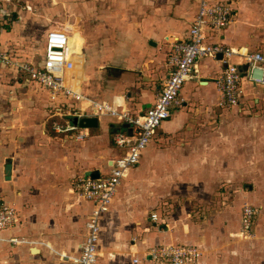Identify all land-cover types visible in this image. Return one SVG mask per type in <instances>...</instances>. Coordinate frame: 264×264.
Wrapping results in <instances>:
<instances>
[{"label":"crops","instance_id":"obj_1","mask_svg":"<svg viewBox=\"0 0 264 264\" xmlns=\"http://www.w3.org/2000/svg\"><path fill=\"white\" fill-rule=\"evenodd\" d=\"M106 1L120 5L116 0L101 4ZM134 1L144 14L131 20L132 32L123 37L130 45L111 52L115 65H100L94 56L99 50H90L89 39L88 54H83L76 37H70V46L80 53L77 68L82 92L137 114L155 101L169 75L172 44L188 37L201 0ZM225 1L231 2L236 14L226 28L208 30V39L264 53V0ZM17 8L21 9L14 4ZM22 9L29 11L23 10L20 16L17 11L14 16L31 18V7ZM6 27L1 33L2 48L30 60L18 30L11 24ZM233 60L243 62L238 56ZM197 69L183 86V105L174 108L159 127L102 216L97 264H153L146 252L162 243L198 246L202 250L199 264H264V85L244 79L240 104L228 108L219 104L216 79L224 69L220 57L200 58ZM16 88L30 93L29 97L10 96ZM26 99L34 110L38 105L50 106L51 120L59 117L52 116L45 90L14 67L0 65V107L12 106L0 111V117L13 122L6 127L18 126L19 133L27 123ZM80 104L86 107L88 101ZM90 117L98 118V126L80 127L79 132L87 134L81 139L56 133L49 119L44 136L33 139L23 133L15 146L10 133L0 131V198L13 203L18 212L17 222L0 233V264H73L71 258L81 251L93 203L73 192L71 178L78 173H107L112 160L123 152L113 141V132L128 130V124L112 114ZM0 124L4 128L3 121ZM35 143L40 160H52L55 166L47 163L31 177V170L26 174L17 158L22 148L26 151L27 144ZM9 161L10 175L5 173ZM245 204L261 206L250 238L241 235ZM13 236L28 240L13 245Z\"/></svg>","mask_w":264,"mask_h":264},{"label":"built area","instance_id":"obj_2","mask_svg":"<svg viewBox=\"0 0 264 264\" xmlns=\"http://www.w3.org/2000/svg\"><path fill=\"white\" fill-rule=\"evenodd\" d=\"M236 9L230 2L201 0L189 35L177 39L172 44L169 56L171 66L169 75L162 82L155 101L144 111L134 114L132 110L118 109L108 101L90 99L79 86V55L72 51L70 37L72 33L63 28H50L45 36L43 53L39 61L22 60L10 48H2L0 25V65L14 67L37 83L48 94L52 103L53 115L64 118L69 116H100L112 114L118 120L128 124V130H116L112 138L123 152L112 160L107 173L94 178L91 175L80 178L75 190L82 198L93 203V209L86 222V237L81 251L74 255L73 264H97L99 260V241L102 231L101 219L108 212L118 193L122 180L128 176L141 160L143 152L162 123L168 119L173 109L183 105L181 92L187 80L197 73V62L204 56L218 58L224 63V69L216 79L221 93L219 104L232 108L240 104L243 94L244 79L251 83L264 85V53L237 49L227 44L211 41L207 31L226 28L233 20ZM87 42L82 37L81 43ZM81 44V51L83 50ZM234 56L243 62H235ZM245 66V70L241 69ZM88 101L86 107L82 104ZM52 128L56 133H71L81 139L87 136L79 132L80 126L72 120L54 119ZM259 209L252 204H245L242 211L241 235L250 238L253 224ZM153 219L157 215L153 214ZM18 220L15 205L9 201H0V233L12 227ZM11 243L17 245L27 242L25 237L13 236ZM146 258L153 264H199L202 250L196 245L156 244L149 247ZM134 262H139L138 258Z\"/></svg>","mask_w":264,"mask_h":264},{"label":"rangeland","instance_id":"obj_3","mask_svg":"<svg viewBox=\"0 0 264 264\" xmlns=\"http://www.w3.org/2000/svg\"><path fill=\"white\" fill-rule=\"evenodd\" d=\"M118 1H120V5L117 4L116 6H112L110 3H107V1L105 5L101 4L102 0H0V17H2L0 18V25L2 30L7 29L8 27L6 26L10 24L15 26L14 28L18 30L16 34L23 39L22 47L27 49V54H29L27 57L30 60H40L41 54L43 53L46 33L50 28L55 26L56 28L68 30V32L72 33L71 36L78 38L79 41H81L82 37L84 39V36L87 40L89 39L90 45H88L90 50H99L94 53V56H98V62L100 65L102 64L108 68V66L115 65L116 63L114 58L109 57L112 55L111 52L119 48H124L125 45H130V42L124 41L123 37H125L127 33L129 34L132 32L130 25L131 20L138 19L144 14L143 11L141 13L136 8V1L116 0L115 3H118ZM155 1H160L161 3L163 1L164 3H167L176 0ZM14 4H18L21 9L17 8V10H14ZM23 6H29L32 9L30 11L32 13L31 18H28V20H26L27 22L24 18L19 19L20 15H24L23 10L29 11L22 9ZM4 9L5 11L7 9L9 12H3ZM17 11H19V16L17 15L15 17L14 13ZM34 17L35 20L33 21ZM22 24L24 25L22 26ZM18 25H21L22 27ZM82 45L83 54L90 52L89 48L86 46V41L84 43L82 42ZM100 54H102V57H100ZM10 80L12 81L11 78ZM10 80L8 84L14 85ZM85 85L89 86L90 84ZM12 89L13 88H11V90ZM16 93L20 94L23 98L29 97L30 95V93H20V91L16 88L15 92H10V96L15 95ZM25 101L28 106V116L25 118L27 123H25L26 126L21 129L20 133L18 132V126L16 128L6 127V124L11 125L13 122L5 120L4 117H0V121H3L5 125L3 128L0 124V131L10 133V142L13 146L20 142L18 141V135H23V133H26L28 137L33 139H38L37 137L44 136L45 134L43 131H48V125L51 120L50 106L47 107L45 104L38 105L36 108L39 109L34 110V107L30 104V102L27 99ZM11 108L12 106H1L0 111H9ZM34 114H36L35 120L31 121ZM7 115L11 119L12 114L7 113ZM47 121L48 125L46 127ZM36 143H40V141H37ZM36 143L31 146L27 144V146H25L26 151L22 148L21 153L17 158L18 165L21 166L25 172L26 170H31V177L35 176L38 171H41L39 169L44 165H47V163L52 165L51 168L55 166L53 165L52 160H40L41 155L38 153L39 148L36 147ZM26 174L28 173L26 172ZM85 176L87 175L84 173H78L71 178V188L77 195L78 192L75 190V186L80 178ZM2 200L3 199L0 198V201ZM256 207L259 209L257 214L258 216L260 215L261 206L258 205Z\"/></svg>","mask_w":264,"mask_h":264},{"label":"water","instance_id":"obj_4","mask_svg":"<svg viewBox=\"0 0 264 264\" xmlns=\"http://www.w3.org/2000/svg\"><path fill=\"white\" fill-rule=\"evenodd\" d=\"M221 57V56H220ZM73 123L79 125L80 127H85V128H93L98 126V118L97 117H90V116H74L72 118ZM94 178H97L100 176V173L98 171H95L91 175Z\"/></svg>","mask_w":264,"mask_h":264},{"label":"bare ground","instance_id":"obj_5","mask_svg":"<svg viewBox=\"0 0 264 264\" xmlns=\"http://www.w3.org/2000/svg\"><path fill=\"white\" fill-rule=\"evenodd\" d=\"M11 168H12V162L9 161V162H7V164L5 165V173L8 174V175H10V173H11V171H12Z\"/></svg>","mask_w":264,"mask_h":264},{"label":"trees","instance_id":"obj_6","mask_svg":"<svg viewBox=\"0 0 264 264\" xmlns=\"http://www.w3.org/2000/svg\"><path fill=\"white\" fill-rule=\"evenodd\" d=\"M57 119H59V117H55ZM53 120H50V123H49V127H51V123H52Z\"/></svg>","mask_w":264,"mask_h":264}]
</instances>
